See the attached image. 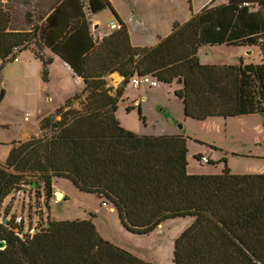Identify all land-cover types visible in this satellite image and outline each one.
Segmentation results:
<instances>
[{"label": "trees", "instance_id": "16d2710c", "mask_svg": "<svg viewBox=\"0 0 264 264\" xmlns=\"http://www.w3.org/2000/svg\"><path fill=\"white\" fill-rule=\"evenodd\" d=\"M257 3V10L239 6L235 20L256 24L264 63V0ZM8 20L0 8V59L32 39L30 32L7 30ZM120 24L89 43L79 65L61 53L85 87L44 119L41 135L11 142L6 161L0 162V210L22 183L42 182L48 200L55 196L53 177H66L79 189L110 200L121 223L133 232L147 233L168 218L190 216L175 238L174 264H264V172H233L226 162L219 173L189 172L186 136L138 134L123 126L116 116L123 86L112 93L105 79L118 71L124 83L145 73L166 83L176 80L181 86L174 93L182 99L185 115L228 117L241 111L240 64L199 60V31L208 25L199 14L175 22L150 47L133 45L127 26ZM74 29L76 25L68 33ZM68 33L61 39L68 40ZM249 78L255 104L264 114L258 81L252 73ZM75 100L79 108L72 106ZM27 175L39 180L26 181ZM0 240L5 241L0 264H153L104 238L85 217L47 219L23 239L0 223Z\"/></svg>", "mask_w": 264, "mask_h": 264}, {"label": "rangeland", "instance_id": "374dc122", "mask_svg": "<svg viewBox=\"0 0 264 264\" xmlns=\"http://www.w3.org/2000/svg\"><path fill=\"white\" fill-rule=\"evenodd\" d=\"M229 11L230 8L223 11L225 18L231 17ZM107 15L108 12L99 14L103 19ZM36 37L39 39L38 34ZM36 48H39L38 44H35L34 49ZM253 48L251 51L248 48L250 52L247 59L253 65L248 66L246 72L248 77L249 73L254 75L261 91L259 80L264 77V68L260 69L261 65L256 64L259 61V51L258 47ZM30 54L29 50L22 51L18 54L19 60L11 59L3 68L0 61V86L4 89L0 100L2 163L6 161L12 141L27 139L34 134L39 128L41 114L45 113L46 118L53 116L55 104L83 87L82 81L72 75L62 61L50 64L52 76L48 82L45 80L47 72L41 71V61ZM112 79L113 74H108V83ZM244 82V111L235 117H209L202 120L185 117L182 100L174 93L178 85L175 81L171 85L159 83V86L142 82L136 87L129 82L123 95L119 97L116 116L123 126L139 134L157 135L168 134L170 130L184 131L190 137L189 159L192 166L199 165L196 154L202 152L213 159L225 154V160L222 161L243 170L242 172L264 171V114L257 103L256 108H252L251 99L249 109L247 108V97L251 98L252 95L245 78ZM72 106L79 108V100H75ZM200 165L209 168L215 164L206 162ZM28 180L38 181L39 178L37 175H27L26 181ZM52 181L53 190L61 188L65 196L57 202L54 197L48 200L43 198V202L42 182L31 185L25 182L4 199L1 210L3 208L5 215H11L13 220L21 216L22 227L26 221L27 226L35 223L42 227L47 219L89 217L100 234L109 241L122 245L153 264H174L175 238L189 224L192 219L190 216L168 218L147 233L133 232L121 223L118 212L110 209V200L79 189L66 177L54 176Z\"/></svg>", "mask_w": 264, "mask_h": 264}, {"label": "crops", "instance_id": "0c3cea01", "mask_svg": "<svg viewBox=\"0 0 264 264\" xmlns=\"http://www.w3.org/2000/svg\"><path fill=\"white\" fill-rule=\"evenodd\" d=\"M235 1L238 3H233L230 0H0V8L2 9V12H5L6 15H8L9 18L7 30L26 31L30 32L29 36H32L31 40L26 41L24 44L17 45V51H14L13 47L12 53H10L7 57H2L0 61H2L3 68L7 61L11 59L17 61L14 59L15 55H20L22 51L29 50L31 53L30 55H33L34 58H37L41 61V71L46 69L47 78L45 80L48 82H50V77L52 76L50 64L62 61L63 65L65 64L67 70L72 75L77 77V79L82 81L83 90L85 87V81L83 77L74 72L71 65L61 56V53L72 60H75V63L79 65V61L77 60L81 58V52L87 48L89 43L99 42L103 36L114 30L110 27L111 21L114 20L127 26L130 40L133 45L150 47L159 42L160 39L167 32H169L175 22L181 23L189 19L194 14H199L200 21L208 23L206 27L201 28L199 31L200 44L197 50L199 60L203 63L240 64L241 111L238 114L240 115L244 111V78L246 79V83L250 86V92L252 95L251 98L247 97V108L249 109L248 103H250V99L252 101V108H256L252 94L253 83L246 72L249 69L248 66L253 65L252 63L248 62L247 59L248 52L254 49L253 46H255L256 49L258 47L259 51V61L256 64L261 65V69L264 68V63L262 62L260 47L257 44L259 36L256 24L237 22L235 20L240 2L248 0ZM249 1L253 4L250 6L246 5L243 8L245 10H257L259 7L257 0ZM228 8H230L228 13L231 17L225 18L223 11ZM103 12H108V15L105 19L99 16V14ZM74 25H76V29L68 33L70 28H72ZM41 27L43 28V38L37 39L36 35H39ZM67 33L70 35L69 39H61L62 36ZM36 41L39 42L37 43ZM57 42L58 51L54 50V47L56 48L55 45ZM35 44L39 45V48H36V50L34 49ZM248 48H251L249 49L250 51H248ZM54 72L56 73V71ZM111 73L113 74V79L110 80V83H108L107 75ZM105 79L107 81L106 85L112 87V93H115L116 89L120 85L123 86V92L121 96L124 93V89L127 88L126 85L129 83V81L126 83L123 82L124 77L118 71L107 73L105 75ZM263 79L264 77L259 80L261 84V91H259V93L260 97L264 98V90L262 87ZM174 81L178 84L177 87L181 86L179 82L176 80ZM159 83L164 82L160 81ZM171 83L168 84L171 85ZM165 84L167 83L165 82ZM0 88L1 90L3 89L2 86H0ZM80 91H75L70 93V95L68 94L67 97L65 96L63 99H61V102H65L69 96ZM61 102L55 104V107L57 108L64 103ZM133 102L136 103L135 100H133ZM45 116V113L39 116V128L34 134H32L27 139L16 140L26 141L34 136L40 135L43 131L41 124L46 118ZM235 116L224 117L220 115H213L208 116L207 118H231ZM185 117L190 116L185 115ZM169 132L185 135L184 131L180 132L170 130ZM185 136L188 146L187 169L189 172L219 173L222 171L223 167L225 166L222 158L226 156L225 154L221 155L223 157H217L218 159L209 158L210 162H213L215 165L206 168L203 165H200L203 163L200 161V157L203 155L206 156L200 152L196 154L199 165L192 166L189 159L190 137H188V135ZM228 166L233 172H245H242L243 170L240 171L236 168H233L232 165ZM58 189L62 190L61 188ZM110 209H115L117 212L113 203H111ZM117 245L122 246L120 244Z\"/></svg>", "mask_w": 264, "mask_h": 264}, {"label": "built area", "instance_id": "2783aa9c", "mask_svg": "<svg viewBox=\"0 0 264 264\" xmlns=\"http://www.w3.org/2000/svg\"><path fill=\"white\" fill-rule=\"evenodd\" d=\"M246 5H248V2H243V3L239 4V6H246ZM120 26H121V24L116 20L111 21V23H110V27L113 29H117ZM17 50H18V46H15L14 51H17ZM14 59L18 60V55H15ZM129 82H131L134 87L139 86L142 82L148 83L152 86H156L158 84V80L149 73L134 74L131 76ZM200 161L203 163H206V162H210V159L203 155L200 157ZM42 199H43V196H42ZM54 200L56 202L58 201V199L55 196H54ZM103 203H106V201H104ZM2 210H3V208H2ZM2 210H0V223H3L6 226H8L9 228L13 229L15 231V234H17L20 238L23 239L28 235H32L36 230L39 229V226L35 223L33 225L29 224V226H27L28 221H26L25 226L22 227L21 216H19L18 218H15L13 220V217L11 215H9V216L5 215V213Z\"/></svg>", "mask_w": 264, "mask_h": 264}, {"label": "water", "instance_id": "95a60500", "mask_svg": "<svg viewBox=\"0 0 264 264\" xmlns=\"http://www.w3.org/2000/svg\"><path fill=\"white\" fill-rule=\"evenodd\" d=\"M54 195L58 200H60L64 196V193L61 190H55ZM4 246H5V241L0 240V248H3Z\"/></svg>", "mask_w": 264, "mask_h": 264}]
</instances>
